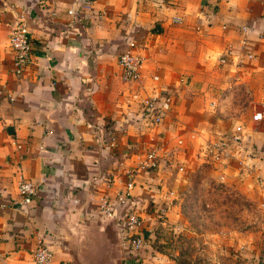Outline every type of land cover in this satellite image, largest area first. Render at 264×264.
I'll return each instance as SVG.
<instances>
[{"label": "crops", "instance_id": "crops-1", "mask_svg": "<svg viewBox=\"0 0 264 264\" xmlns=\"http://www.w3.org/2000/svg\"><path fill=\"white\" fill-rule=\"evenodd\" d=\"M18 22L29 26L33 44L22 76L13 71L9 43ZM242 26L250 27L245 45ZM128 37L144 59L142 88L126 82L118 64ZM160 90L172 93V109L150 131L138 98ZM108 124L125 126L113 149H104L95 136ZM238 125L241 142L254 146L258 157L244 172L233 143L224 179L241 181L249 191L256 186L264 223V0H95L91 10L81 0H0V264H34L31 249L40 242L52 250V264H133L117 224L91 216V195L106 189L89 183L111 173V192L123 189L134 163L129 145L149 146L161 131L175 165L140 172L134 188L141 198L171 202L170 229L156 230L143 253L142 264H152L158 254L153 245L184 226L179 186L186 170L176 165L193 166V141L235 134ZM180 137L183 145L177 144ZM23 179L39 184L28 205L20 202ZM150 183L161 190L148 189ZM85 184L92 189H82ZM245 255L250 258L239 264H260L258 255Z\"/></svg>", "mask_w": 264, "mask_h": 264}, {"label": "built area", "instance_id": "built-area-1", "mask_svg": "<svg viewBox=\"0 0 264 264\" xmlns=\"http://www.w3.org/2000/svg\"><path fill=\"white\" fill-rule=\"evenodd\" d=\"M82 8L84 10H91L95 0H81ZM138 2L148 0H136ZM221 1V0H217ZM217 2L213 4V6ZM214 8V7H213ZM74 14V10L69 11ZM214 10L211 11L209 18L214 15ZM226 27V25H224ZM242 44L248 42V35L250 32L249 26H242ZM9 43L14 52L13 71L16 75L22 76L29 64L33 60V44L31 30L25 22H18L14 25L10 34ZM126 49L119 55L118 64L122 69V76L126 82L137 83L142 88L144 79L141 74L143 56L139 52V45L136 40L128 37L126 39ZM248 58H256L251 52L246 55ZM245 58V57H244ZM241 57L240 61L244 59ZM221 63L227 61V56L223 54L219 58ZM158 80V76H154ZM139 95V94H136ZM172 93L168 90H160L147 94L138 98L140 105V116L142 124L150 131L159 127L171 112L172 107ZM254 120H260L261 114L255 113ZM125 126L116 128L115 125L108 124L104 128H97L95 130L96 139L104 149H113L118 144V133L123 131ZM119 130V131H118ZM243 130L241 125L236 127V133L232 135H220L212 141H206L200 144V153L205 160L214 164H218L221 168V178L224 177L223 169L226 166V160L231 157L230 148L233 143L239 147L240 156L238 164L245 171H250L253 166V161L258 157V152L253 146L243 144L239 133ZM192 139H197L196 134L191 135ZM153 143L149 146L139 145L138 143H131L129 145V155L133 156L134 163L132 167L125 172L126 180L125 186L121 190H117L114 194L111 192L116 182V178L111 173H104L101 176H94L89 183L93 186L104 185L105 192L100 195H91V200L94 202L91 216L100 217V220L114 222L117 224L121 243H123L128 251V258L133 261V264L143 263V253L149 246V238L151 235L160 229H170L168 220V210L170 201L161 202L154 197L141 198L134 194V188L137 185L136 176L140 172H155L166 163L168 166H174L175 153L171 150H164L166 141L162 132H156V137ZM184 139L182 137L177 139V144L183 145ZM17 146L20 145L17 143ZM164 151L167 158L162 159L161 153ZM178 171H184L183 163L176 165ZM264 186V182H261ZM39 184L31 180L23 179L20 181L18 190L21 196L20 202L23 205L31 203V198L38 192ZM82 189H92L86 184ZM148 189L159 192L161 187L157 184L150 183ZM168 195L172 197L171 201L176 199L175 192L169 191ZM145 203H147L145 206ZM34 264H52L54 254L48 245L40 242L31 249ZM264 264V260L262 261Z\"/></svg>", "mask_w": 264, "mask_h": 264}, {"label": "rangeland", "instance_id": "rangeland-1", "mask_svg": "<svg viewBox=\"0 0 264 264\" xmlns=\"http://www.w3.org/2000/svg\"><path fill=\"white\" fill-rule=\"evenodd\" d=\"M203 143L192 142L197 148L195 163L185 168L180 177L184 226L178 224L173 236L153 245L158 254L152 264H239L241 257L250 258L244 256L246 252L258 255L262 264L264 223L259 217L260 191L256 186L250 191L244 189L241 181L228 183L221 178L218 164L208 160L200 164ZM109 231L113 233L112 228Z\"/></svg>", "mask_w": 264, "mask_h": 264}]
</instances>
